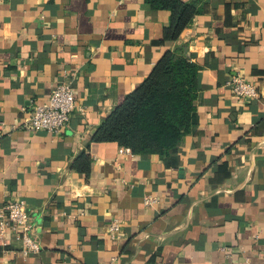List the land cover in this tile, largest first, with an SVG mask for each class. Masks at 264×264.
Instances as JSON below:
<instances>
[{
	"label": "crops",
	"instance_id": "crops-1",
	"mask_svg": "<svg viewBox=\"0 0 264 264\" xmlns=\"http://www.w3.org/2000/svg\"><path fill=\"white\" fill-rule=\"evenodd\" d=\"M184 1L200 13L163 46L170 12L145 0H0V215L24 201L40 246L24 255L10 233L0 264H264V105L227 86L264 92V0ZM165 49L201 67L197 127L168 158L93 142ZM65 82L66 128L27 130Z\"/></svg>",
	"mask_w": 264,
	"mask_h": 264
},
{
	"label": "trees",
	"instance_id": "trees-1",
	"mask_svg": "<svg viewBox=\"0 0 264 264\" xmlns=\"http://www.w3.org/2000/svg\"><path fill=\"white\" fill-rule=\"evenodd\" d=\"M153 10L170 12L160 44L179 40L199 15L197 4L184 0H145ZM201 67L180 51L165 49L147 78L99 126L95 143L114 142L135 155L171 156L198 125L197 101ZM73 168L88 176L91 157L83 153Z\"/></svg>",
	"mask_w": 264,
	"mask_h": 264
},
{
	"label": "built area",
	"instance_id": "built-area-1",
	"mask_svg": "<svg viewBox=\"0 0 264 264\" xmlns=\"http://www.w3.org/2000/svg\"><path fill=\"white\" fill-rule=\"evenodd\" d=\"M227 86L234 96L244 100L261 99L264 105V92H261L255 83L241 76H235L227 83ZM76 108L77 100L73 87L70 83H62L52 92L45 104L32 107L30 118L25 127L33 132L45 131L59 134L68 125L70 116ZM1 137L2 132L0 131V139ZM120 153L129 154L131 151L122 148ZM157 201V198L151 195L144 199V203L148 207L154 206ZM119 229L120 225L113 223L110 233L114 234ZM10 233H14L22 241L24 255L39 251L40 246L35 236V226L24 201H11L3 208L0 215V247H8L5 237Z\"/></svg>",
	"mask_w": 264,
	"mask_h": 264
}]
</instances>
